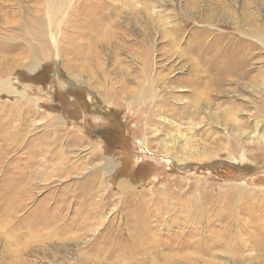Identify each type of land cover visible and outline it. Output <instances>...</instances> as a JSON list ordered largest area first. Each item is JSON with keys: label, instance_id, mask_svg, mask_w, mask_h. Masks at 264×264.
Instances as JSON below:
<instances>
[{"label": "rangeland", "instance_id": "obj_1", "mask_svg": "<svg viewBox=\"0 0 264 264\" xmlns=\"http://www.w3.org/2000/svg\"><path fill=\"white\" fill-rule=\"evenodd\" d=\"M118 1L0 0L17 22L55 28L46 41L0 20V264H264L257 26L237 31L222 13L208 24V13L188 10L195 0H136L142 11L151 3L158 21L143 39L118 20L130 11ZM106 13L112 21L102 23ZM93 20L100 29H89ZM96 31L110 50L97 45ZM200 31L212 46L234 38L217 55L245 46L253 55L249 73H229L197 106L182 50ZM24 37L38 39L39 58ZM199 107L200 122L183 114ZM220 232L234 235L231 249L215 244Z\"/></svg>", "mask_w": 264, "mask_h": 264}, {"label": "bare ground", "instance_id": "obj_2", "mask_svg": "<svg viewBox=\"0 0 264 264\" xmlns=\"http://www.w3.org/2000/svg\"><path fill=\"white\" fill-rule=\"evenodd\" d=\"M135 1L136 0H124V1H122L121 5L119 3V5H120L119 9L121 8V12L124 13V8H122L123 5H124L125 9L129 8L130 11H126V14H124V15L123 14L119 15V13H118L119 11L117 10L118 11L117 13L119 15L118 20L119 21L120 20L124 21L126 26H128L129 28L135 27L136 29H138L139 32L141 33L143 39H146V38H148L149 35L151 36V34L153 33L154 30L157 31L156 26L158 25V21L155 20L154 13H152L151 10H149V8L151 6V3L146 2L145 5L148 6V4H149V7H148V9H146L147 11H142V10L136 9L133 6V3ZM237 1L238 0H195L194 2H188L187 7H188V10L190 12H192V13L193 12L194 13H198V14L199 13L201 14V12L208 13L209 16H210V18H208L209 21H210V22H208V24L216 25L215 23H211V22H213L216 19L217 13H222L223 15H226L227 18H231L232 23L234 24V27H235V29L237 31H239L240 28H244L245 25H247V24H251V25L257 26V29L259 30L258 31L259 32L258 33V40H259V46H260V54H264V0H243L242 4L240 5V8L242 10L241 17L237 16V14H238ZM116 5L117 4L115 3L114 7ZM37 9H40V8L37 7ZM6 12H4V8L0 5V20H1L2 24L10 25L11 23H15V24L18 23L21 26V28H23V29H28L29 28L31 30H34L36 32V35L39 38L43 39V40L48 41V31L52 32V31L55 30V28L52 27V26H51V30H48V25H46V24L45 25L43 24V26L40 27V28H38V27L35 28L34 25L30 24L28 21H26V22L23 21L22 22L20 20L19 22H17V20L14 17V14L12 15V14H8ZM44 12L46 13L47 9H44ZM51 15H53L54 17L59 16L56 13H51ZM112 18H113V14H110V13L107 14L106 13L104 15V20H102L101 22L102 23H107L109 21H112ZM66 25H67V23H66ZM77 25H78V23H77ZM92 25H94V27H97L96 30L98 28L100 29V22L94 21V20H93V22L92 21H88L89 29H90V27H92ZM198 26L200 28L203 27V25H198ZM175 28H176V31H177V35L180 36L181 33L178 32L179 29L177 27H175ZM91 29H93V28H91ZM93 31L95 32V30H93ZM96 32L99 33L100 31H96ZM204 32L205 31H200V32L194 33L193 34V38L195 40L190 42L186 47H183V50H182V56L186 55L188 60H192V68H191V73H190L192 75H191V77L184 78L183 81L187 82L188 86H190V88H191V91H193V93L196 95L195 96V102H196L197 106H202V99H203L202 95L204 93H206V92H215L216 89L218 88V86L220 84H222L221 82L224 80V77L229 75V73H234L235 72L237 77L240 76V75L242 76V74H244V73L245 74L249 73V71L247 70V66H248V63H249V59L253 55V53L251 52V49L248 46L242 47V49L241 50L239 49L238 51L235 50V49L230 48V50L226 53V55H224V54L221 55V56L217 55L218 52L216 50V46L219 45V44H224L226 40L234 39V38H232L231 35L230 36H228L226 34H224L223 36L221 35L222 37L220 39H218L216 41V44H214L212 46V44L209 41H206L208 37L204 34ZM98 33H94L96 40H98L96 42L97 45L101 46V47H106L107 46L106 48L110 50L109 46L107 45V40H105L104 34L103 33L100 34L101 32L99 34ZM235 39H236V37H235ZM37 40L38 39H30V38H27V37L23 38V41L29 46L28 50L29 51H31V50L35 51V54L39 58L40 57V53H41V51H40L41 49H40L39 46L36 47V44L34 43V42H38ZM113 43H114V40L112 38H109L110 46H112ZM82 44H83V46L87 45L85 41H83ZM35 47H36V49H35ZM212 52H215V53L212 54ZM27 57L28 56L26 55L24 57V59L26 60ZM170 57H173V55L170 56ZM15 61L18 62V58ZM74 64H77V63L74 62ZM85 65L86 64H84L83 66H85ZM88 67L89 66H87V69H88ZM84 69H86V67H84ZM241 70L243 71V73L241 72ZM262 73H264L263 69L255 77L256 80H259V78L260 79L262 78V76H263ZM69 74L72 77H75L77 79H78V77L82 76V75L74 72L73 70H70ZM206 77H207V79H206ZM255 78H254V82L251 81L254 84H256L255 83L256 82ZM161 80H162V78H161ZM122 84H123L124 88H127L126 86L128 85V83L126 81H124ZM147 90H148V92H150V90L148 88H147ZM109 92L114 94L113 90L109 89ZM204 97H205V95H204ZM205 98H209V96L205 97ZM132 99H133V97H132ZM187 102H188V100H187ZM207 104L211 108V106L214 104L213 99L212 100L208 99ZM207 104H206V106H207ZM172 107H173V105H172ZM174 107L176 108V106H174ZM200 113H201V111H200V107H199L195 111V114L190 113L188 110H185V109H184V113L183 114H187V115H189V117H191L193 115V118L197 119L200 122L201 121L200 119H202V116H200ZM176 116H178V115H176ZM211 118L212 119H217V115H214ZM165 126H169V125L165 124ZM197 132H201V129H198ZM201 144H204V143H201ZM203 148L206 149L205 146H203ZM124 183H125L124 180H121L120 183H119V187H122L124 185ZM219 201H221V200H219ZM224 203L228 207L229 206H233V204H230L231 201H226V199L224 200ZM87 215H85V216H87ZM233 220H234V218H233L232 215H230L228 218L223 220L225 222V226L224 227H227L230 224V222H232ZM233 236L234 235H232L231 233H226V232L222 233V232H220V233H217L215 235V241L214 242H215V244L218 247L220 245L222 248L231 249L232 240L229 241L228 239L230 237H232L233 240H234ZM36 252L40 253V251H36ZM6 264H28V263H25L23 260L20 259L18 261H15V260H13L11 262L8 261V263H6Z\"/></svg>", "mask_w": 264, "mask_h": 264}]
</instances>
